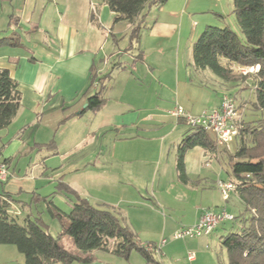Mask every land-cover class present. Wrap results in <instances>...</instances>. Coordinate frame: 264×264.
<instances>
[{"label": "crops", "instance_id": "obj_1", "mask_svg": "<svg viewBox=\"0 0 264 264\" xmlns=\"http://www.w3.org/2000/svg\"><path fill=\"white\" fill-rule=\"evenodd\" d=\"M214 1L218 0H166L149 8L137 44L125 50L131 24L124 20L115 23V13L105 0H0V38L11 37L15 43L0 45V68H7L17 81L23 108L0 130V156L19 184L17 188L12 181L0 182V194L11 196L10 208L17 210L15 202L27 204L14 195L15 190L31 194L30 202L36 201L35 196L48 199L49 195L38 192L37 181L41 179L15 175L12 161L33 148L58 153L56 135L53 137L52 127L43 119L54 112L57 118L81 117L91 87L90 68L96 64L99 75L110 73V77L103 106L96 112L90 110L92 122L123 130L109 152L121 164L115 175L118 195L111 207L118 210L138 240L157 244L162 237L194 224L204 209H226L229 198L219 204L216 185L224 180L222 160L226 154L211 153L200 146L188 149L184 155L187 179H179L176 149L187 130L184 125H188L168 112L180 104L198 115L218 107L225 94L222 90L218 95L205 83L210 77L205 70H193L189 65L192 43L199 32L194 33L196 18L203 15L215 24L222 13L221 5ZM93 87L97 90L98 84ZM115 88L120 91L116 99ZM79 93H83L81 103L74 108L69 102ZM241 101L234 100L240 111L246 105V100ZM90 134L76 133L70 141L58 144L72 151ZM51 141L53 145H47ZM103 252L95 254L88 264H147L136 251L128 258ZM153 254L159 264H181L175 254V239ZM197 261L196 256L188 260L192 264Z\"/></svg>", "mask_w": 264, "mask_h": 264}, {"label": "trees", "instance_id": "obj_2", "mask_svg": "<svg viewBox=\"0 0 264 264\" xmlns=\"http://www.w3.org/2000/svg\"><path fill=\"white\" fill-rule=\"evenodd\" d=\"M105 1L115 13V23L124 20L131 24L125 50H132L137 44L149 8L166 2ZM232 14L244 38L241 39L239 32L228 25H206L192 43L189 65L193 70H211L225 88L235 86L240 90L250 87L253 92V99L249 101L251 109L264 112V0H233ZM12 40L11 37H2L0 45L15 44ZM136 57L139 58L140 54ZM95 65L91 66L89 77L91 86L97 83L99 89L86 98L85 107L93 112L105 102L104 91L110 77V73L99 75ZM256 65V71L246 74L238 69ZM228 95L235 100L236 95ZM20 103L17 81L7 68H0V130L14 119ZM231 142H234L232 150L228 148L229 144L218 143L212 131L201 125H188L176 149L177 175L186 181L184 155L192 147L200 146L211 153L226 154L228 181L234 184L231 192L236 193L243 204V211L238 215L231 213L233 218L227 220L237 222V229L221 236L227 264H264V114L254 119L241 118V126ZM47 145H53V142ZM60 185L66 191L76 193L63 183ZM34 198L42 199L50 215L59 220L60 230L56 236L48 230L40 214H27L23 222L18 223L16 213L9 210L10 194H0V244L16 246L24 255V262L20 264H72L75 261L88 264L95 259L94 252L99 250L123 258L136 251L147 264H159L153 254L156 244L141 243L116 208L97 207L76 193L71 209L66 213L49 198ZM225 222L219 223L212 231ZM65 235L71 237L76 247L74 251L61 242Z\"/></svg>", "mask_w": 264, "mask_h": 264}, {"label": "rangeland", "instance_id": "obj_3", "mask_svg": "<svg viewBox=\"0 0 264 264\" xmlns=\"http://www.w3.org/2000/svg\"><path fill=\"white\" fill-rule=\"evenodd\" d=\"M214 2L221 5L222 13L220 14L222 16L218 15L215 18V24H211L207 22L205 16L199 15L200 17L198 16L195 20L197 26L195 24L196 30H194V33L196 34L199 30V32L195 36V39L206 27V23L208 25H215L219 27L228 25L233 30L239 32L234 16L232 14L233 0H218ZM239 35L241 39L244 38L240 32ZM204 70L208 77L210 76L211 78H213L211 79L210 77H206V80H204L205 83L212 89L218 91V95L223 90L227 94L230 93L236 95V102H239L240 104H242L241 99L246 100V106L244 110L240 111L241 107H236L238 113L241 115V118L254 119L261 117L264 114L263 111H255L251 109L249 101H252L253 99V92L250 87L240 90H237L235 86H229L225 88L222 83H218L217 81H215L218 80V77L214 73H212L211 70ZM132 82L134 83V86L138 88L137 82ZM98 89L99 85L97 90ZM95 91L96 88L91 86L86 94L91 95ZM115 92L116 96L114 99L118 98L117 92H120L119 88H115ZM82 95L83 93H79L72 99L73 101L69 102L73 103L72 107L75 108V106L80 105ZM84 106L85 103H83V107ZM72 107L69 108V111H72ZM19 110L20 112H22L23 108L20 106ZM55 113L56 112H54V114L50 117H48V115H45L43 121L49 123L52 127L54 133L53 137L54 135H56L55 137L58 142H55L58 153L53 154L50 150L47 149L38 151L37 149L33 148L28 154H19L11 164V169H15L14 174L25 178H31L35 176L38 179H41L37 181L38 192L42 195H49L48 198L51 199L53 203H55L62 211L66 213L70 211L72 203L71 199L75 198L76 193L81 197L86 198L91 204L97 207L111 206V201H114L116 199V196L118 195L117 190L119 185L118 183H116L115 175L118 172L121 164L111 158L109 156V152L110 149H112L115 137H118V133L123 132V130H121L119 127L110 125L102 127V125L98 124L96 120L92 122L93 114L90 110H86L81 115V117L73 119L71 117L57 118ZM126 114L129 115L131 113ZM26 115L27 113H25V116ZM184 127L186 129L188 128V126L186 127L185 125ZM31 131L32 130H29L27 132V135L30 134ZM88 131L91 134L85 137V139L81 142L77 149L66 151L65 149H67V146H59L58 144L60 142L64 143L65 141H70V136L76 135V133ZM160 140L162 141L164 139L160 138ZM164 141L166 142V140ZM233 143L234 142H230L228 146V148L231 150L234 146ZM226 161L227 157L226 155H223L222 178L224 180L229 179V176L225 170L227 169L226 167H228ZM73 167H79L80 170H78L77 172L75 170L71 171ZM43 170H45V172H43ZM40 172L45 173L42 178L39 177ZM60 176L62 178L59 179ZM7 180L8 183L10 181L14 182V184H16L18 188L19 184L17 183V181L15 182L16 179L13 177V173L12 175L10 174ZM61 181L65 186H69V188H71L70 185H72V187L74 186L73 189L76 193L66 191L64 186L60 185L62 184ZM75 188L78 190H75ZM13 193H15L14 195L16 197H19L22 201L27 202V204L15 202L16 209L18 211V213H16L18 223H22L24 217L27 214H31L32 216L40 214L43 221L48 225V230L53 235H57L60 230V222L50 215V213L46 209V203L42 199L36 201L33 200L32 202H30L32 197L31 194L24 192L17 193V190L13 191ZM229 196V199L225 202L226 209L233 215H238L243 211V204L236 193L231 192ZM219 200L220 202L218 203L220 204L223 200L221 194L219 195ZM185 227L187 226L181 227L180 230ZM237 227V222L226 221L224 225L217 227L208 235H201L196 237L187 236L175 239V254L179 257L181 264H192L188 262V252H194L195 256L198 259L196 264H227V252L226 248L222 244L221 236L225 235L229 231L236 230ZM171 236H167L165 237V239L168 242L174 240ZM61 242L69 250L74 251L76 249L71 237L68 235L63 236ZM195 248H197V250H195ZM95 254H98L99 256V254H104V252L100 250L95 251L94 257H96ZM157 257L160 258L159 255H157ZM23 262L24 255L23 253L18 251L16 246L12 244H0V264H20ZM54 264L60 263L56 262ZM72 264L86 263L75 261Z\"/></svg>", "mask_w": 264, "mask_h": 264}, {"label": "built area", "instance_id": "obj_4", "mask_svg": "<svg viewBox=\"0 0 264 264\" xmlns=\"http://www.w3.org/2000/svg\"><path fill=\"white\" fill-rule=\"evenodd\" d=\"M258 66L238 67L239 71L246 74L248 72L256 71ZM169 114L176 119L183 120L187 125L195 126L201 125L204 128L212 131L218 143L229 144L237 135L238 129L241 126V115L238 113L235 102L231 96L224 94L218 107L203 110L198 115L190 114L180 104H176L170 109ZM9 169L6 162L0 156V182H5L9 177ZM217 188L224 200H226L231 191L234 189V184L228 180H218L216 182ZM10 212L17 213V210L11 209ZM233 215L225 208L218 210L204 209L198 220L183 229H178L171 236L172 239L183 237H196L209 234L219 223L231 220ZM167 242L162 238L153 248V252L160 253L161 248ZM147 249H149L146 246ZM188 260L195 258L194 252H188Z\"/></svg>", "mask_w": 264, "mask_h": 264}]
</instances>
